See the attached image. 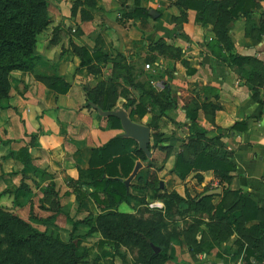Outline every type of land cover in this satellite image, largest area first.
I'll use <instances>...</instances> for the list:
<instances>
[{"label":"crops","instance_id":"1","mask_svg":"<svg viewBox=\"0 0 264 264\" xmlns=\"http://www.w3.org/2000/svg\"><path fill=\"white\" fill-rule=\"evenodd\" d=\"M135 1L48 0L49 25L39 36L35 48V54L43 59L44 64L36 68L35 74L52 75L55 71L71 87L65 95H58L42 83L32 82L33 94H29L25 103L30 130L26 134H38L37 143L29 150L33 166L48 171L62 185L65 184V191H71L67 181L78 178L79 168H87L91 148L123 134L122 128L109 129L103 116L89 103L90 108L85 107L82 79L86 78L88 87H93L100 80H107L105 78L114 65L112 60L118 54L123 56V63L131 69L140 67L142 60L153 58L154 68L149 74L157 76L160 83L168 87L174 106L167 111L166 116H159V109L153 108L141 120L137 117L133 120L128 118L148 127L150 139L155 132L153 119H156V131L163 141L161 147L170 148L168 156L166 151L157 149L159 155L153 162L154 167L162 169L157 172L158 176H164L165 167L169 173L164 180L159 179L161 188L167 194L175 192L184 198H193L206 189V192L220 189V194L212 195L211 202L216 205L222 199L221 187L211 172H192L184 181L170 173L174 155L190 135L187 110L196 109L197 125L206 132L207 138L219 139L236 168L228 188L264 210V0H254L258 4L257 8L250 16L239 15L230 30L232 54L256 61L240 68L241 74L210 51L208 44L215 39L212 26L195 24L194 11L183 12L175 6L176 0H137L139 7L148 11L149 18L123 20L122 15L135 11ZM81 15H90L91 19L81 21ZM159 39L181 51L179 60L149 50ZM71 40L109 58L110 61L106 63L108 67L105 66L107 69L102 70L97 78L87 77L86 70L79 71V58L71 53ZM97 65L102 67L105 64ZM16 73L20 74V89H25V92L20 91L21 95L27 98L26 85L30 78L34 79V74ZM253 82L258 83L259 87H254ZM128 89L134 98L139 99V90ZM124 103L126 101L119 98L116 105L118 110L127 114L122 108ZM41 129L43 134L39 135ZM10 140L0 136L2 143ZM143 171H139V176L145 174ZM197 175L202 178L201 183ZM143 179L146 181L145 175ZM132 183L139 187L130 189L131 195L143 198L145 204L128 199L127 204H121L127 209H121L120 205L119 211L135 214L140 206L149 209L163 207L162 201L153 192L143 188L144 183L138 185L135 179L130 185ZM81 210L97 213L90 199L82 202ZM186 215L197 218L192 212ZM233 215L237 220H243L241 206L237 205ZM202 222L198 231L188 240L180 236L171 242L168 251L170 260L165 264H237L239 259H242V264H246V250L251 248L236 231L232 230L228 236H224L221 231L216 233L209 229L210 221L205 215ZM212 223L224 225L225 221ZM240 224L249 229L257 221ZM239 233L245 239L244 233ZM238 241L243 245L241 250ZM106 253H111L112 257L114 255V251L109 248H105L101 255ZM115 259L118 258L113 259L114 263ZM249 261L251 264L256 263L253 257Z\"/></svg>","mask_w":264,"mask_h":264},{"label":"trees","instance_id":"2","mask_svg":"<svg viewBox=\"0 0 264 264\" xmlns=\"http://www.w3.org/2000/svg\"><path fill=\"white\" fill-rule=\"evenodd\" d=\"M48 6V0H0V110L8 109L7 102L10 99L11 89L9 76L13 71L34 74L36 81L58 95H65L71 87L55 71L52 75L35 74L36 68L44 64L43 59L35 54V48L39 34L49 25ZM134 6L135 11L122 15L123 20L149 18L148 11L140 8L137 0ZM175 6L183 12L194 11L195 24L202 27L207 24L212 26L215 39L208 44L210 51L229 66L235 67L237 73L241 74L240 68L245 64L256 63L250 58L232 54L233 43L230 37L232 24L239 15L250 16L258 6L256 1L176 0ZM182 16L185 17V15ZM87 19H91V16L81 15V21ZM262 33L264 34V31ZM70 46L71 53L80 60L79 67L86 68L91 74L98 73L94 62L105 64L110 61L99 51L89 50L88 47L75 44L72 40ZM149 50L173 60H179L181 56L179 49L171 47L162 40L154 43ZM116 58L119 61L112 60L114 65L112 79L109 82H101L93 87H83L86 97L85 107L90 108L88 103H93L103 112L117 111L119 108L116 102L122 98L126 101L122 108L127 111L131 120L134 117L143 119L153 108L159 109V116H166L167 111L174 106L168 87L163 85L161 91H155L150 82V84H135L130 77L131 68L123 63L125 60L123 56L118 54ZM119 72H123V83L140 91L139 99L134 98L127 87L117 83ZM252 85L259 87L258 83L253 82ZM102 118L107 122L109 129L121 130L120 121L116 117L103 116ZM186 118L190 123V135L187 142L174 155L170 173L180 181H184L192 172H211L222 190V199L218 204H212L213 196L201 197L207 189L193 198L180 197L175 192L167 194L164 188H161V181L157 174L151 173L146 181L139 176L140 174H137L134 179L138 185L144 183L143 188L153 192L155 197L162 201L163 207L161 209L145 207L136 214L119 211V206L123 203L127 204L128 199L145 204L143 198L134 197L130 193V189H136L139 186L132 183L127 190L123 181L131 174L136 162L146 163V156L133 139L117 135L104 144L91 148L87 168L78 169V178L68 181V187L72 190L63 193L65 197L74 195V200L79 204H82L85 199H90L94 203L97 210L94 227H90L91 215L88 219L81 220L71 219L66 215L70 232L68 241L63 242L57 234L54 236L47 231H41L36 226L47 224L50 219H39L31 214L28 220H24L0 208V264H86L89 248L83 246L82 242L92 235H97L99 238L96 244L97 251L101 254L105 248L113 250V259L118 258L120 264H128L122 249L136 250L133 264H165L170 260L168 251L171 242L180 237L179 233L168 231L170 212L173 210L180 216L188 212L200 216L206 215L210 221L209 229L216 233L221 231L224 236H228L232 230L236 231L251 248L248 247L246 250L244 258L246 264H251L250 257H253L256 263L264 261L262 253L264 210L257 208L250 200L228 188L236 168L231 162L230 154L225 151L219 139L207 138L206 132L197 125L196 109L187 110ZM155 120L153 119L155 132L152 135V149L166 151L168 156L170 148L161 147L163 141L156 131ZM40 134H43L42 129ZM30 138L29 145L17 150L11 148V143L0 142V149L9 150L8 157L21 164L20 185L14 192L0 191V199L6 194L12 195L14 203L20 205L21 199L30 197V189L26 181L34 183L35 181L27 177L25 174L27 171L32 172L40 181H44L43 176L46 173L43 169L33 166L29 153V149L37 143L38 134H33ZM147 166L150 168L151 163L148 162ZM197 180L201 183L202 178L197 175ZM1 182L2 176H0ZM47 191L52 192V187H49ZM237 205L241 206L243 217L241 221L233 215ZM182 206L185 208L181 209ZM224 209L226 212H223ZM248 213L249 215H246ZM144 214H147L146 218L143 217ZM214 221L217 223L225 221V224L212 223ZM242 221H257V224L245 229L240 224L243 223ZM194 223L195 225L189 226L184 231L185 239L192 237L198 231V227L203 224L200 219H195ZM81 226H87L89 230L84 234L78 233V228ZM240 231L244 233L246 240L243 234L239 233ZM237 245L241 250L242 243L238 241ZM153 247L158 248L159 252H155Z\"/></svg>","mask_w":264,"mask_h":264},{"label":"rangeland","instance_id":"3","mask_svg":"<svg viewBox=\"0 0 264 264\" xmlns=\"http://www.w3.org/2000/svg\"><path fill=\"white\" fill-rule=\"evenodd\" d=\"M46 30V29H45ZM43 30L39 36L45 31ZM38 36V38H39ZM54 37V36H53ZM52 38V37H51ZM43 39V38H42ZM41 39V40H42ZM162 40V39H159ZM157 40V41H159ZM163 41V40H162ZM117 61H119L118 58H115ZM80 63V60H79ZM104 64V63H102ZM149 64L150 69L146 70L145 65ZM96 65V69L98 71L97 74H91L87 71L86 68L79 67V71H85V74L87 77L92 76L93 78H97L99 74L102 73V70L105 69V66L108 67L105 63L104 66L100 67V65ZM153 60L152 58H146L142 60L140 67H133L129 73H131V79L134 80V83H149L150 81L159 83L160 80L157 79V76H152L151 73L153 71ZM107 69V68H106ZM105 69V70H106ZM113 71V68H112ZM112 71L109 72L108 77L105 78L107 80H100L96 82L95 85L103 82H109L112 78ZM18 71H13L10 73V92H9V101L8 103V109L6 110H0V136L3 135V137L6 136V138H10L11 140L6 143H11V148L13 149H19L20 147L29 145L31 143V135H27L26 132H30L28 128V121H27V102L29 94H33V83L37 82L35 77L32 80L31 78L28 80L27 87V98H23L21 95V92H25V89L23 87L20 89L21 83H19L18 77L20 74L16 73ZM31 74V73H30ZM33 75V74H32ZM117 83L122 85L123 87L127 86L126 83H123L122 77L123 72H119L117 74ZM86 77V76H85ZM83 85L87 87L86 78H83ZM150 84V83H149ZM94 85V86H95ZM155 91H158L157 88L153 86V84H150ZM131 90L134 88H131L127 86ZM15 88H17L15 90ZM127 88V89H128ZM21 91V92H20ZM130 91V90H129ZM5 103V102H4ZM139 120V119H138ZM12 124V127L10 126V123ZM48 131V130H47ZM29 138V139H27ZM35 144V143H34ZM138 146V145H137ZM153 146V137L151 136L150 143L147 146V149L150 154V160L149 162L152 164L149 168L147 166V163L141 162L142 167L141 169L144 170L143 173H145V178L147 180L148 176L151 173L161 172L162 169H159L157 167H154L153 162L156 158H158L159 152L157 149H152ZM31 150V148L29 149ZM9 150L6 149H0V176H2V182L0 183V191H10L14 192L18 186L20 185V171H21V164L12 160L8 157ZM164 155V154H160ZM146 156V155H145ZM147 159V157H146ZM36 167V166H34ZM37 168V167H36ZM140 169V170H141ZM165 172L163 177L161 178L158 176L160 180H164L166 176L169 174L166 167L164 168ZM139 170V171H140ZM138 171L137 174L140 172ZM147 171V172H146ZM46 173L45 176H43L44 181H40L39 178H37L32 172L27 171L25 174L27 177H31L35 181L31 182L29 180L26 181L29 189H30V197L27 199H21V204H15L14 203V197L12 195H4L3 198L0 199V208L6 212L14 213L18 216H20L24 220H28L29 215H33L39 219H50V221L47 224L44 225H36L41 231H47L48 233L53 234L54 236L57 234L61 241L67 242L69 239V232H70V224L67 220V216L71 219H83V218H89L90 215L92 216L89 218L91 220L90 227H94L95 224V216L96 214L94 212L89 213L87 211L81 210V205L77 201L74 200V197H65L63 193H65V184H61V181L58 179H55L48 171L44 170ZM50 175V177H49ZM143 175V176H144ZM142 176V179H143ZM144 180V179H143ZM68 182V181H67ZM143 182V181H142ZM49 187H52L53 191H47ZM69 190H72L71 187ZM56 193V194H55ZM197 195V194H196ZM121 209H127L125 205L120 206ZM185 208V206H182L181 209ZM59 209V210H58ZM144 207L140 206L137 211L143 210ZM149 209V208H148ZM155 209V208H153ZM182 211V210H181ZM136 214V213H135ZM141 215V214H139ZM146 214H144L145 216ZM186 215V214H185ZM184 215V216H185ZM197 218H193V216L187 217V215L180 216L175 213V210L170 212V222L168 226V231L171 233H179V236H184V231L191 225H195L194 220L200 219L202 220L203 215L200 216L198 214ZM143 216V217H144ZM206 216V215H205ZM51 217H54L51 219ZM187 217V218H186ZM207 217V216H206ZM199 228V227H198ZM89 230V227L87 226H81L78 228V233L84 234ZM97 235L88 236L86 238V241L82 242V245L89 248L88 251V259L86 264H110L113 262V264H120L119 259H115V263L112 257L111 253H106L101 256V254L97 251L96 243L98 241ZM191 237V236H190ZM177 239V238H176ZM187 239V238H186ZM188 240V239H187ZM102 253V252H101ZM100 254V255H99ZM125 254V260L128 264H133V260L136 257V250L129 251L124 250Z\"/></svg>","mask_w":264,"mask_h":264},{"label":"water","instance_id":"4","mask_svg":"<svg viewBox=\"0 0 264 264\" xmlns=\"http://www.w3.org/2000/svg\"><path fill=\"white\" fill-rule=\"evenodd\" d=\"M157 15L154 17L156 18ZM89 105L95 109L99 115L101 116H113L116 117L120 121L121 128L123 130L122 136L125 138L133 139L137 145L138 148L146 155L147 159L146 162L150 159V154L147 149L148 144L150 143V130L148 127L134 123L132 122L125 111L118 110V111H112V112H103L101 111L96 105L93 103H89ZM142 164L140 162H136L135 166L131 172V174L128 176L127 179L123 181L124 186L127 190H129L130 182L134 179L138 171L141 169ZM220 194V189L211 190L205 192L201 197L203 196H212ZM155 252H159V249L156 247H153Z\"/></svg>","mask_w":264,"mask_h":264},{"label":"built area","instance_id":"5","mask_svg":"<svg viewBox=\"0 0 264 264\" xmlns=\"http://www.w3.org/2000/svg\"><path fill=\"white\" fill-rule=\"evenodd\" d=\"M145 69L146 70H149L150 69V65L149 64H146L145 65ZM150 83L153 84V86L155 88H157L158 91H161L163 89V84H161L160 82L159 83H157V82L155 83L153 81H150ZM262 253L264 255V247H263ZM237 264H242V259H239L238 262H237ZM254 264H264V261L259 262V263H254Z\"/></svg>","mask_w":264,"mask_h":264}]
</instances>
